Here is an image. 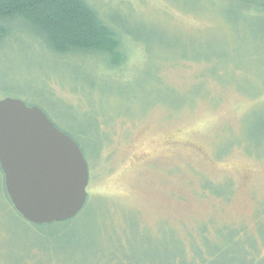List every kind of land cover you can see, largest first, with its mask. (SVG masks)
I'll return each instance as SVG.
<instances>
[{
	"label": "rangeland",
	"instance_id": "374dc122",
	"mask_svg": "<svg viewBox=\"0 0 264 264\" xmlns=\"http://www.w3.org/2000/svg\"><path fill=\"white\" fill-rule=\"evenodd\" d=\"M87 1L123 37L126 65L14 31L0 99L86 136L98 219L36 231L7 205L0 169V264L34 249L49 264H264V3Z\"/></svg>",
	"mask_w": 264,
	"mask_h": 264
},
{
	"label": "water",
	"instance_id": "95a60500",
	"mask_svg": "<svg viewBox=\"0 0 264 264\" xmlns=\"http://www.w3.org/2000/svg\"><path fill=\"white\" fill-rule=\"evenodd\" d=\"M0 167L10 201L28 223L68 221L87 202L90 171L81 147L20 98L0 99Z\"/></svg>",
	"mask_w": 264,
	"mask_h": 264
},
{
	"label": "trees",
	"instance_id": "16d2710c",
	"mask_svg": "<svg viewBox=\"0 0 264 264\" xmlns=\"http://www.w3.org/2000/svg\"><path fill=\"white\" fill-rule=\"evenodd\" d=\"M246 1L264 3V0ZM14 31L32 33L41 45L54 54L65 55L76 52L99 54L103 58L105 68L110 70L123 68L127 63L128 56L123 45V37L117 35L115 30L101 19L98 11L87 0H0V41ZM62 131L70 135L84 153L83 139L86 136L83 138V135H72ZM99 134L101 135V132ZM210 185L208 184L209 187L214 186ZM227 187L212 188L223 193L226 191L223 189ZM5 196L7 205L14 209L6 187ZM97 209V205L88 196L84 208L73 219L53 224H30L38 232L43 230L45 234L44 230L47 229L55 230L54 234H58L68 231L77 222L86 221L89 218L92 222L96 221ZM34 250L40 255L37 249ZM33 251L31 255H26L23 264H27L28 260L36 255ZM53 259L55 258L51 255H40L34 264H49V261Z\"/></svg>",
	"mask_w": 264,
	"mask_h": 264
}]
</instances>
